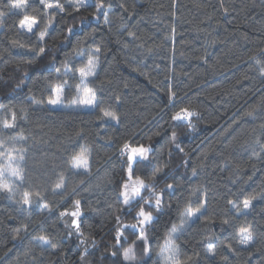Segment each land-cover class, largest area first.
<instances>
[{
	"label": "trees",
	"instance_id": "obj_1",
	"mask_svg": "<svg viewBox=\"0 0 264 264\" xmlns=\"http://www.w3.org/2000/svg\"><path fill=\"white\" fill-rule=\"evenodd\" d=\"M65 1L63 12L39 4L33 12L39 27L28 33L19 28L23 13L0 0L6 13L0 27V115H18L14 130L0 127V140L11 147L12 137L27 138L15 145L27 149L23 183L14 184V197L0 192V264H126L121 253L139 229L123 227L136 222L134 212L122 211L125 143L151 149L135 174L147 183L162 169L156 191L165 189L161 210L146 208L156 217L146 231L153 252L144 257L137 242L140 264H159L163 237L189 202L204 204V215L191 220L177 240L191 264H264V0H89L79 10ZM33 3L38 0H27L25 12ZM52 12V26L40 41ZM13 40L25 48L13 47ZM39 47L45 48L40 56L28 51ZM96 49L89 85L100 95L98 107L31 102L44 104L64 80L73 95L84 54ZM101 108L119 121L100 119ZM184 108L194 113L190 121L173 120ZM81 148L90 153L89 173L69 163ZM61 177L64 188L54 191ZM25 191L41 199L22 206L17 201ZM253 195L257 199L244 214L229 204L242 207ZM76 200L81 215L62 216L75 210ZM241 226L253 233L247 245L239 243ZM117 229L122 247L114 240ZM42 235L51 243L37 239Z\"/></svg>",
	"mask_w": 264,
	"mask_h": 264
},
{
	"label": "snow or ice",
	"instance_id": "obj_2",
	"mask_svg": "<svg viewBox=\"0 0 264 264\" xmlns=\"http://www.w3.org/2000/svg\"><path fill=\"white\" fill-rule=\"evenodd\" d=\"M39 4L43 6L45 10L55 9L63 12L65 10V5L61 3V0H38ZM86 0H72L70 4L71 7H74L76 10L85 6ZM27 5V0H8L6 7L9 9L18 10L19 13H23V17L19 20V28L21 31H26L28 33H34V29L39 27V21L36 16L29 15L25 12ZM102 5H98L99 9ZM227 11V9H225ZM47 14V13H46ZM5 12L0 11V27L4 25V16ZM55 17V12H52L48 23L44 26V29L39 32L40 41L44 40L45 35L47 34V29L52 26L53 19ZM71 31V29L69 30ZM131 35V33H129ZM13 47L25 48V45L20 43L17 40L12 41ZM28 51L33 53L34 56H40L45 52L44 47H39L38 51L35 48H28ZM97 53L100 49L95 50ZM98 57H90L84 67L79 69V83L75 85L76 95L72 99L71 104L75 106H82L88 108L98 107L97 92L93 87H89V77H94L96 75ZM32 61H28L31 63ZM261 75H264V67L260 69ZM68 74V70H65V75ZM59 76V71H57ZM19 87V85H17ZM67 80H64L62 83L57 84L56 86L50 89V95L47 100V105L50 106H63V99L66 90L71 88ZM33 104H41L43 101H38L34 98H31ZM3 110L0 109V112ZM102 115L100 119L108 118L113 121H119V117L111 111L100 109ZM194 115L193 112L184 108L176 112L173 115L172 119L175 121H190V118ZM249 116L253 115V112L248 113ZM18 115L15 111H11L9 114L0 115V127L3 130H14L17 127ZM189 126H191L189 124ZM175 137V133H173ZM13 143L11 147H8L5 141L0 140V192L7 193L10 197H14V184L16 182L23 183L24 181V169L22 167L23 161L25 160V153L27 151L24 147H16L15 145L21 141H25L27 138L23 135L18 137L11 138ZM179 147V145H177ZM151 151L150 148H146L143 145L136 147L131 146L129 143H125L120 149V155L122 157L126 156L125 164L127 171V180L122 184V191L120 196L122 197V202L126 206V209L122 211H127L129 213L134 212L133 219L136 221L131 225H123L124 228L139 229L137 233L136 240L132 241L131 246L124 248L121 255L123 261L126 264H140V261L137 260L135 253L136 243L139 242L143 245V256L146 258H151L153 249L150 245L149 239L146 235V231L150 226L154 225L156 217L153 215V209L156 212L161 210L163 203V195L165 189H161L159 192L156 191L157 182L156 177L162 171V169H156L151 177V182L145 181L141 176L136 175V166L139 165L142 161L148 159V153ZM183 151V149H181ZM71 168L76 171H83L84 173H89L90 169V153L86 148H81V150L74 154L70 160ZM172 184H167L166 189L172 190ZM64 188V179L61 177L60 181L56 183L55 189L61 190ZM145 191H148L149 195L147 198L143 195ZM63 194V193H61ZM261 198H264V193L260 194ZM35 200H40L39 193H31L25 191L17 203L22 206H31ZM257 199L256 195L250 196L242 201V207L234 201H229V204L232 205L233 209L236 210L237 215L244 214L247 210L252 207V201ZM80 201H75V210L71 213L62 212L61 215H70L72 217H79L80 212ZM47 208V205L43 206ZM138 208V210H136ZM181 223L179 225L173 224L170 230L163 237V244L159 246V251L156 253L157 260L159 264H191L193 258L191 256H182L177 240L179 239V234L183 231L185 224L193 219H199L204 215V204L199 203L193 205L191 202L181 212ZM117 221L119 222L120 217L117 216ZM73 225L76 226L77 232H79V224L74 219L72 221ZM223 224H229V220L225 219L222 221ZM19 233V229H17ZM122 232L120 229H117L114 240L116 245L122 247ZM237 235L239 236V243L241 245H247L251 243L254 239L253 233L250 230V227L241 226L238 229ZM15 238V237H14ZM38 240L42 241L45 244H50L51 241L46 236H39ZM56 247L55 245H52ZM229 251H232L231 244L225 245ZM209 251L214 256L215 252H212V247L209 245ZM87 252V249H85ZM112 256H116L117 252H112ZM83 255L81 259L83 260ZM222 259L227 260V257L224 256Z\"/></svg>",
	"mask_w": 264,
	"mask_h": 264
},
{
	"label": "rangeland",
	"instance_id": "obj_3",
	"mask_svg": "<svg viewBox=\"0 0 264 264\" xmlns=\"http://www.w3.org/2000/svg\"><path fill=\"white\" fill-rule=\"evenodd\" d=\"M89 0H86V3L88 2ZM66 4L70 5L72 3V0H66L65 1ZM39 5V2L38 3H33L29 6L28 10H27V13L29 15H33V12H34V9ZM85 56V61L87 63L88 59L90 57H93V56H96V51L95 50H90L88 52H86V54H84ZM97 57V56H96ZM98 61V60H97ZM98 63V62H97ZM86 65V64H85ZM84 65V66H85ZM83 66V67H84ZM97 70V67L95 69V71ZM93 77H89V81L92 79ZM77 79H78V83H79V71H78V75H77ZM77 83V84H78ZM89 87H91L89 85ZM129 89V88H128ZM128 89H126V91L124 92V95L128 94ZM74 93L73 95H70L69 93L65 92V95H64V99H63V106H50V105H47V102H45L44 104H39V106H48L50 108H60V109H90L88 107H82V106H75V105H72L71 104V101L72 99L75 97L76 95V92H75V87H74ZM97 92V91H96ZM100 95L99 93L97 92V99H99ZM75 170V169H74ZM76 171V170H75ZM181 223V219H180V222L177 224L179 225ZM190 223V221L185 224L184 228H186L188 226V224ZM183 228V229H184Z\"/></svg>",
	"mask_w": 264,
	"mask_h": 264
}]
</instances>
